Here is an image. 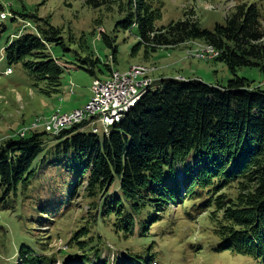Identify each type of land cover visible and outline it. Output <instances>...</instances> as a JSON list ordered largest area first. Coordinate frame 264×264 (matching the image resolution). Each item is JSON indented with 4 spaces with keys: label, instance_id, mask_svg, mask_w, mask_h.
<instances>
[{
    "label": "trees",
    "instance_id": "1",
    "mask_svg": "<svg viewBox=\"0 0 264 264\" xmlns=\"http://www.w3.org/2000/svg\"><path fill=\"white\" fill-rule=\"evenodd\" d=\"M84 2L95 10L110 11L118 5L117 30L128 31L134 25L137 31L139 44L134 52L142 45L153 52L202 41L218 52L214 61L225 64L233 79L227 85L206 84L183 74H163L156 80L151 76L154 73L147 74L145 69L142 76L150 80L145 95L107 131L95 119L58 134L42 127L24 136L16 133L0 144V207L5 208L18 195L24 198L35 190L44 191L43 181L51 180L45 191L56 188L62 195L38 200L39 210L45 213L41 219L53 216L46 212L54 205L61 208L68 202L75 206L77 195L86 200L90 210L77 219L82 228L69 247L70 260L97 264L113 251L128 258L114 260V264H132L134 259L145 263L152 257L141 254L152 229L147 231V225L166 204L179 202L180 186L176 185L181 177L186 186L185 206L192 203V212L200 208L199 212L206 211L215 223L218 240L214 252L231 251L264 260V15L258 5L238 4L209 30L202 28L192 12L159 27L164 0ZM44 26L8 41L5 60L10 67L22 66L33 87L49 97L62 92L63 76L71 70L66 64L87 71L93 77L90 98L71 113L82 110L93 97L96 81L104 82L114 72H121L111 71L108 64L109 75L99 77L97 73L105 74L102 62L90 54H78L73 61L60 64L51 50L62 47L69 51L62 33L49 23ZM102 37L109 40L105 34ZM243 68L257 69L261 82L254 86L253 81L238 77ZM46 136L52 139L47 142ZM47 174L54 176L50 179ZM226 187L229 197L219 193ZM177 189L170 195V190ZM197 196L201 200L196 201ZM19 257L18 264L52 261L30 251L24 242ZM100 264L110 262L105 259Z\"/></svg>",
    "mask_w": 264,
    "mask_h": 264
},
{
    "label": "rangeland",
    "instance_id": "2",
    "mask_svg": "<svg viewBox=\"0 0 264 264\" xmlns=\"http://www.w3.org/2000/svg\"><path fill=\"white\" fill-rule=\"evenodd\" d=\"M246 2L256 3L264 15V0H164L162 19L157 25L166 27L192 12L202 28L211 30L216 23H222L238 4ZM0 7V144L20 133L23 128L22 131L32 130V125L37 120L44 121L58 111L67 114L85 106L86 99L90 98L93 77L85 70L66 64L71 70L63 76L62 92L49 97L40 94L33 87L22 66H8L4 54L7 42L17 35L35 32L37 27H46L45 23L61 31V37L69 50L52 47L51 52L59 63L64 65L79 55H93L100 59V68L105 71V74L97 73L99 77L105 78L109 75L105 69V65L109 64L111 71L114 69L121 74L131 73L132 67L139 66V69H147V74L154 73L151 75L154 78L163 74H183L191 79L200 78L206 84L212 85H227L233 79L225 64L214 61L216 52L212 50L207 53L209 47L202 41L190 42L175 49H156L153 52L142 45L134 52L135 46L139 44L137 31L134 25L128 31L122 28L117 30L116 23L120 19L118 5L109 11L87 7L84 0H0ZM21 14L35 15L36 18H24ZM103 34L109 38L108 41L102 37ZM261 75L255 68H243L237 72L238 77L253 81L254 86L261 82ZM153 77L150 79L153 80ZM72 78L75 82L73 87L70 85ZM69 87L74 89L75 94L69 93ZM45 138L47 142L52 139L50 136ZM53 176L47 174L45 177L52 179ZM68 177L65 182H68ZM177 181L179 184L176 186H180L181 192L179 202L166 204L160 214L156 212L159 216L150 219L147 225V231L152 229L149 230V240L145 244L143 242L144 252L141 251V254L147 253L152 257L147 258L145 263L134 259L132 264H152L154 261L161 264H264V260L258 261L249 255L231 251L214 252L213 247L218 240L214 233L215 223L206 211L199 212L200 208L192 212V203L185 206L182 200L186 197V190H183L186 186L183 185L181 177ZM48 183L51 180L43 181L44 191L35 190L24 198L18 195L11 198L5 208L0 207V264H18L19 246L22 242L30 251L34 250L46 258L51 257L49 264L79 263L70 260L68 252L74 238L80 236L82 224L77 219L87 216L89 206L86 200L77 195L75 206L71 207L65 200L66 205L61 208L54 205L50 212H46V215L53 212V216H44L41 219L44 212L39 210L38 200L45 201L44 198H50L52 194L62 195V191L56 188L45 191ZM229 186L231 185L227 187ZM227 187L219 193L229 197L230 191ZM176 191L178 189L170 190L169 193L173 195ZM34 193L37 194L33 197ZM198 200L201 199L197 196L196 201ZM101 232L105 233L106 230ZM109 253L110 257L103 256L97 264L105 259L110 264H114V260L128 259L121 253Z\"/></svg>",
    "mask_w": 264,
    "mask_h": 264
},
{
    "label": "built area",
    "instance_id": "3",
    "mask_svg": "<svg viewBox=\"0 0 264 264\" xmlns=\"http://www.w3.org/2000/svg\"><path fill=\"white\" fill-rule=\"evenodd\" d=\"M150 81L136 82V80H123V75L116 74L115 82L99 84L93 86V97L89 104L82 110H76L65 122H57V116L50 118L49 121H36L35 129L44 128L50 133H60L65 128H71L76 124L85 123L84 121H97L104 128L106 121L119 119L121 108L130 104V101L137 98L141 89L149 86ZM28 131H21L24 136ZM95 132V130H94Z\"/></svg>",
    "mask_w": 264,
    "mask_h": 264
},
{
    "label": "bare ground",
    "instance_id": "4",
    "mask_svg": "<svg viewBox=\"0 0 264 264\" xmlns=\"http://www.w3.org/2000/svg\"><path fill=\"white\" fill-rule=\"evenodd\" d=\"M2 18H4V19H6V17H5V15H2ZM212 50L214 51V49H212V48H208V51H207V53H211L212 52ZM218 53V52H217ZM216 53V54H217ZM130 72L131 73H126V74H121V73H118V72H114V74H113V76H112V78L111 79H109V80H106V81H104V82H98V81H96L95 83H94V85H97V82L99 83V84H106V83H108V82H115V80H116V74L117 75H123V80H136V82H147V81H150L149 79H146V78H143V76L142 75H144V74H146L145 73V69H139V66H134V67H132L131 68V70H130ZM100 80V79H99ZM152 86V85H151ZM148 87L149 86H146V88H143V89H141L140 91H139V93H138V96H137V98H135L134 100H132V101H130V104H128V105H126V106H124L123 108H121V116L119 117V119H114V120H111V121H106V126L104 127V129L106 128V131H107V129L110 127V126H112V125H114L116 122H119V121H121L122 120V118H123V116L127 113V112H129L130 110H131V108L132 107H134V105L138 102V100H140V98L143 96V95H145V93H146V91H147V89H148ZM72 114V113H71ZM57 116V122H65L66 121V117H69L70 116V114H61L59 111L57 112V113H55V115L53 116V117H56ZM53 117H51V118H53ZM50 120V118L49 119H47V120H44V121H49ZM37 121H40V120H37ZM120 123V122H119ZM116 125V124H115ZM33 129H35V123H33V125H32V130ZM111 129V128H110ZM25 131H27V130H25ZM97 132V129H95V133ZM111 132V131H110ZM105 135V134H104Z\"/></svg>",
    "mask_w": 264,
    "mask_h": 264
},
{
    "label": "crops",
    "instance_id": "5",
    "mask_svg": "<svg viewBox=\"0 0 264 264\" xmlns=\"http://www.w3.org/2000/svg\"><path fill=\"white\" fill-rule=\"evenodd\" d=\"M70 85H71L72 87H73V85H75V82H74V79H73V78H72L71 81H70ZM69 90H70L69 93H70L71 95L75 94L74 92H73V94L71 93L74 89H70V87H69ZM88 100H89V99H86V101H88ZM86 101H85V102H86ZM85 102H84V103H85Z\"/></svg>",
    "mask_w": 264,
    "mask_h": 264
}]
</instances>
